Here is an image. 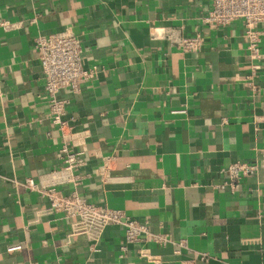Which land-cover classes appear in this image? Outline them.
<instances>
[{
  "label": "crops",
  "instance_id": "0c3cea01",
  "mask_svg": "<svg viewBox=\"0 0 264 264\" xmlns=\"http://www.w3.org/2000/svg\"><path fill=\"white\" fill-rule=\"evenodd\" d=\"M209 8L210 0H0V22L16 24L0 28V264H264V36L263 57L251 62L242 23L207 26ZM67 30L95 72L78 94H58L69 101L62 119L85 134L78 194L183 247L141 242L123 253L120 226L93 246L21 187L62 166L33 42ZM173 31L200 36L201 50L176 49L163 37ZM238 161L258 169L235 194L216 189ZM13 244L22 248L8 252Z\"/></svg>",
  "mask_w": 264,
  "mask_h": 264
},
{
  "label": "built area",
  "instance_id": "2783aa9c",
  "mask_svg": "<svg viewBox=\"0 0 264 264\" xmlns=\"http://www.w3.org/2000/svg\"><path fill=\"white\" fill-rule=\"evenodd\" d=\"M235 21H240L243 25V36L250 61H260L263 57L260 48L264 31L260 26L264 24V0H210V8L202 18L205 25L217 28L228 26ZM15 26L16 24L8 21L0 22V28L4 31ZM163 37L183 53L199 52L203 46V40L198 35L185 37L173 31L166 32ZM33 49L37 54L45 80L44 95L48 102V117L60 132L63 140L59 152L62 156V166L60 169L49 171L38 181L26 178L20 184L21 187L45 199L48 203V212L61 214L70 220L71 236H85L93 246L108 227L120 226L124 233L123 243L120 246V251L123 253L128 245L141 242L153 243L160 247L168 244L183 247L184 241L175 243L167 235L153 233L146 223L131 219L123 211L95 205L78 194L77 187L84 177L80 172L86 165L85 151L79 148L85 134L72 132V129L62 119L69 101L60 99L58 94L63 90L70 91L74 95L78 94L81 82L94 76V68L90 70L83 68V50L80 39L68 30L36 36ZM259 67L258 64L251 65L253 72ZM110 161V158H103L102 165L96 171L102 183L109 178ZM257 169V163L233 162L222 170L226 181L215 188L235 194L242 181L250 178ZM64 186H71L72 190L66 192L63 190ZM21 248V244H13L7 247V251L13 252ZM147 252V249H140L138 256L156 263V258ZM200 259H206V256L202 255Z\"/></svg>",
  "mask_w": 264,
  "mask_h": 264
}]
</instances>
